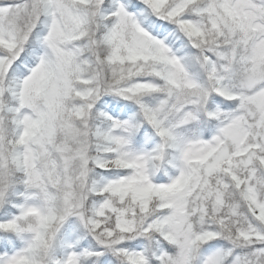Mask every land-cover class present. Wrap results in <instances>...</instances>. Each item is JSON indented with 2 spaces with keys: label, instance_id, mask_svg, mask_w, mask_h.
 Listing matches in <instances>:
<instances>
[{
  "label": "snow or ice",
  "instance_id": "snow-or-ice-1",
  "mask_svg": "<svg viewBox=\"0 0 264 264\" xmlns=\"http://www.w3.org/2000/svg\"><path fill=\"white\" fill-rule=\"evenodd\" d=\"M0 264H264V0H0Z\"/></svg>",
  "mask_w": 264,
  "mask_h": 264
}]
</instances>
